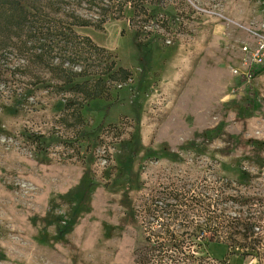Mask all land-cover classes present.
Masks as SVG:
<instances>
[{
	"label": "rangeland",
	"instance_id": "obj_1",
	"mask_svg": "<svg viewBox=\"0 0 264 264\" xmlns=\"http://www.w3.org/2000/svg\"><path fill=\"white\" fill-rule=\"evenodd\" d=\"M69 2L92 23L75 33L110 55L77 47L88 60L65 68L85 77L0 52V264H156L144 204L178 189L202 197L165 223L193 264H264V64L248 52L264 0ZM113 62L126 82L100 76ZM235 216L254 232H210Z\"/></svg>",
	"mask_w": 264,
	"mask_h": 264
},
{
	"label": "trees",
	"instance_id": "obj_2",
	"mask_svg": "<svg viewBox=\"0 0 264 264\" xmlns=\"http://www.w3.org/2000/svg\"><path fill=\"white\" fill-rule=\"evenodd\" d=\"M78 3L92 2L91 4L99 6L97 0H77ZM113 0H108L112 2ZM128 1V0H125ZM97 2V3H95ZM70 4L69 0H0V52H16L27 62L26 65H41L45 69L54 71L59 69L62 73L61 79L65 85H72L74 79L85 77V72H76L65 65H78L82 61L88 60L82 57L77 47H87L90 51L94 50L107 61L110 58L109 53L92 43L89 38H81L73 30V26L87 27L92 25L90 21L84 20L74 13L66 15L64 6ZM101 17L99 26L106 22L105 14L109 12V6L101 7ZM59 16L66 19H60ZM69 16V17H68ZM58 62V63H55ZM114 62L106 65V69L100 71V76L108 75L110 79L116 82H126L130 72L126 69L119 68L112 72ZM105 81L99 78L95 85H103ZM72 90L83 96V100H93L100 98L102 93L100 89H92L89 83L76 84ZM81 105V102L79 106ZM219 189H216L218 192ZM215 191V192H216ZM188 193V192H187ZM182 190H173L169 192V197L162 196L152 205L144 204L142 211L144 222V231L150 241L151 247H154L152 254L155 252L156 264H193L196 261V250H191L193 244L183 240L176 241L179 237L177 233H172L166 219L173 216L172 220L180 217L179 206H188V203L200 205L202 197L196 195L188 197L189 193ZM202 194V193H201ZM203 196V195H202ZM222 191L217 193L216 208L222 199ZM170 197L174 203H169ZM201 198V199H200ZM211 200V199H210ZM189 201V202H188ZM188 202V203H187ZM210 206V203L208 204ZM168 216V217H167ZM186 218L185 215L182 219ZM218 221L210 232L221 236L226 235L230 241L238 240V237H247L248 231H253L255 225L247 223L240 217H229ZM228 223V228H220L221 223ZM159 226V227H156ZM197 232V231H196ZM195 233H192L194 235ZM170 236L172 247L166 248V241L162 239ZM182 235V234H181ZM188 235V234H187ZM190 235V236H192ZM169 240V239H168ZM229 241V242H230ZM228 240L226 244L230 247ZM198 260V258H197Z\"/></svg>",
	"mask_w": 264,
	"mask_h": 264
},
{
	"label": "built area",
	"instance_id": "obj_3",
	"mask_svg": "<svg viewBox=\"0 0 264 264\" xmlns=\"http://www.w3.org/2000/svg\"><path fill=\"white\" fill-rule=\"evenodd\" d=\"M256 36L258 41L256 43L255 50H250L248 52H252L251 53L252 60L257 65H261L264 64V29L263 32H261L260 34L259 33L256 34Z\"/></svg>",
	"mask_w": 264,
	"mask_h": 264
}]
</instances>
